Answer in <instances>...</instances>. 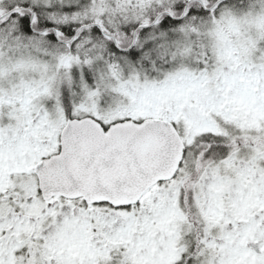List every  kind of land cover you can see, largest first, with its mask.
Returning <instances> with one entry per match:
<instances>
[{
  "label": "snow or ice",
  "instance_id": "snow-or-ice-1",
  "mask_svg": "<svg viewBox=\"0 0 264 264\" xmlns=\"http://www.w3.org/2000/svg\"><path fill=\"white\" fill-rule=\"evenodd\" d=\"M0 264H264V0H0Z\"/></svg>",
  "mask_w": 264,
  "mask_h": 264
}]
</instances>
